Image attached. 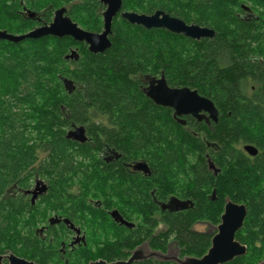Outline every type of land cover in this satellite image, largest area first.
<instances>
[{
	"label": "trees",
	"instance_id": "16d2710c",
	"mask_svg": "<svg viewBox=\"0 0 264 264\" xmlns=\"http://www.w3.org/2000/svg\"><path fill=\"white\" fill-rule=\"evenodd\" d=\"M8 1L0 0V29L27 32L30 28L19 18L15 3ZM55 3L68 5L79 26L102 29L97 16L100 0ZM122 9L145 14L165 11L187 24L211 28L215 36L196 40L117 16L112 46L103 53H91L70 36L19 43L0 40V254L12 252L41 264H89L101 254L79 249L62 253L67 236L63 224L50 226L46 235L39 232L40 223L48 224V210L72 218L92 213L104 229L110 217L87 206L90 193L136 182L168 189L171 178L180 174L182 188L196 203L167 214L170 228L163 236L165 243L173 237L181 257L201 258L216 232L193 227L199 222L218 225L231 200L248 209L235 236L247 246V253L227 264L263 263L264 0H123ZM71 48L80 49L77 60L65 59ZM162 74L169 86L196 89L213 101L219 120L206 138L198 129L197 135L184 129L169 108L145 95V77ZM64 80L71 82V91ZM80 125L87 127L85 143L66 136ZM245 145H253L258 153L249 155ZM105 149L119 153L121 160L105 161ZM208 157L220 169L217 175L209 169ZM140 161L151 168V178L119 177L127 175L122 165ZM36 178L46 181L49 191L32 204L26 190ZM104 208L140 218L149 215L147 228L123 233L116 228L121 237L112 238L102 252L108 259L127 258L130 249L149 236L158 207L130 203ZM165 243L154 246L164 245L165 251Z\"/></svg>",
	"mask_w": 264,
	"mask_h": 264
},
{
	"label": "water",
	"instance_id": "95a60500",
	"mask_svg": "<svg viewBox=\"0 0 264 264\" xmlns=\"http://www.w3.org/2000/svg\"><path fill=\"white\" fill-rule=\"evenodd\" d=\"M106 5L104 11V31L102 33H94L81 28L70 17H64V8L56 12L54 21L45 27L33 29L24 34H12L7 30L0 29V40H7L13 43H19L26 39H39L44 36L52 35L57 37L70 36L76 41L86 42L89 45L91 52H105L112 46V42L108 35L112 32V23L114 17L120 12L121 17L126 19L129 23L151 28H165L174 33L183 34L192 39L200 40L202 38H213L215 31L208 27H203L197 24H187L184 20L171 16L165 11L157 10L152 14L137 13L134 11H122L123 0H101ZM243 8L249 11V7L243 5ZM76 52L71 53V57ZM147 85L143 88V92L155 104L174 109V116H182L191 114L198 120L206 117L203 112L208 113L209 118L214 122H218L219 111L212 100L202 96L196 89L190 87H171L168 85L165 75L159 77H145ZM66 88L70 90L71 82L64 80ZM73 89V88H72ZM184 123L185 121L180 120ZM67 138L81 143L88 141L86 129L83 125L75 126L67 132ZM245 150L248 154L254 156L258 150L253 145H245ZM137 168H147L146 162H139L136 164ZM209 167L215 170L218 174L219 169L215 164L209 160ZM47 191V184L39 179L36 186L27 192L32 194L31 201L35 204L40 195ZM212 200L216 199V190L211 194ZM174 211H183L193 207V203L187 200H180L174 198L171 200ZM248 214V209L245 204H239L231 200H227L224 212L221 215V222L217 226V232L212 237V244L207 253L201 258L186 257L181 261L182 264H227L233 261L236 257L243 256L247 253V246L238 241L235 236L236 232L240 230ZM111 215L120 219L122 218L118 210H113ZM65 223H70L69 219H63ZM49 222L51 224L61 222L58 216L51 217ZM73 227V225H72ZM137 259L134 253L127 261H118L114 263H107L106 261H95L92 264H132ZM41 264L20 257L12 252L8 254H0V264ZM261 264H264L261 263Z\"/></svg>",
	"mask_w": 264,
	"mask_h": 264
},
{
	"label": "flooded vegetation",
	"instance_id": "af4514ba",
	"mask_svg": "<svg viewBox=\"0 0 264 264\" xmlns=\"http://www.w3.org/2000/svg\"><path fill=\"white\" fill-rule=\"evenodd\" d=\"M12 2L15 3L19 18L25 21L26 27L30 28L27 32L33 29L39 28V27L49 26L54 21L56 12L61 8L65 9L63 16L70 17L69 6L65 4L56 5L55 3L56 1L54 2V0H10V3ZM100 3L102 5L101 6L102 8L99 12H97V16L100 15L101 17L102 29L99 31H95V30H87L80 26L81 28H83L84 30L94 32V33H99V34L104 31V11L106 10V5L102 3L101 0H100ZM122 11L124 10L122 9ZM117 16H121V13L119 12ZM116 17H114V19ZM111 35H112V32L108 35L110 40H111ZM52 37L63 38V37L48 35V36H44L39 39H43V38L50 39ZM80 43H83L84 46L87 47L88 51H90L89 45L86 42H80ZM74 51L76 53L74 54L73 57H71L70 55ZM79 53H80L79 48H71L66 53L65 59L77 60L79 58ZM91 53H94V52H91ZM98 53H103V52H98ZM98 53H94V54H98ZM146 85L147 83L145 81V85H143L142 88H144ZM167 108L170 109L172 118L177 124L181 125L184 129L188 130L189 132H192L195 135H197L195 130L198 129L200 131L199 133L201 134L202 138H206V132L208 130L212 131L214 129V123H217V122H214L211 118H209L208 113H205V112H203V114H205L206 117L202 120H198L197 118L193 117L191 114L175 117L174 109L170 107H167ZM99 120L100 119H96L95 121L99 122ZM180 120L185 121V122L182 123L180 122ZM102 121L106 122V119H103ZM84 127L86 129V135L88 137L87 127L86 126ZM88 140H89V137H88ZM102 154H103L104 160L107 162L117 163L121 160V155L111 149L103 150ZM209 160L210 158L208 157V164H209ZM136 164L137 163L122 165V168L127 171V175L125 176L121 175L119 177L122 178V180L125 177L128 179L132 177V178H135L137 181L138 180L147 181L149 178H151L152 171L148 164H147L148 165L147 168H137ZM216 168L219 169L217 166ZM209 169L213 170L215 174L214 169H211L210 167ZM179 175L178 177L171 178L172 182H171V185L168 187V189H164L161 187H155V186H148L147 183L145 184L144 182H141V183L136 182L134 185L131 184L129 186L119 184V187L114 186L112 189H109L108 187L100 188L97 192H98V195L102 196V199H95V200L87 199L86 202L88 204L87 206H90L92 211L93 209H97L98 211L103 212L104 210V212L107 214L106 218L110 217V220L107 221L109 225L104 229H102V225L100 222L97 223L94 229H93L94 225L92 221L87 223V225L84 224L85 220L83 222H80L77 219H80L81 215L74 216L72 218L66 215L65 216L59 215L54 212V215L51 217L58 216L61 218V222L51 224L49 222L51 217H49L48 225L42 226L39 229V232L41 234L46 235V232L48 231L50 226L53 227L55 225L63 224L65 227V232L67 233V236L65 237V240H63L61 243L62 253L65 255L67 252H71V251L79 249V250H82V252L86 254H89L88 252H94L96 254H101L97 259L90 260L89 264H92L95 261H101V260L106 261L107 263L127 261L134 253H136L137 259L132 264H134L135 262H146V261H153L157 263L169 262V264H182L181 261L185 259L187 256L185 257L180 256L178 246H174L175 241L173 240V237H170L166 241V243H165L166 237H163L166 233L169 232V228H170L169 224L166 222L167 214L180 212V211H174L171 209L172 207L171 200L174 198H177L180 200L191 201L193 205L196 203V199L192 197L191 195H188L186 192L187 190L182 188V183H179L180 182L179 180H182L183 176L181 175V179H179L180 178ZM39 179L40 178H36L34 180L35 186H36V182ZM44 182L46 183V181ZM46 184H47V191L43 194H46L49 191V184L48 183ZM28 190H32V187ZM28 190H26V194L29 195L31 199L32 194L27 192ZM211 194L209 195L210 199H212ZM104 197L107 199L105 200ZM130 203L147 204V205L152 204L158 207V210H156L155 212L156 214L152 216V218H155V219L153 220V226L150 230V234L146 238L141 239L140 240L141 243L138 241L139 243L135 246V248L130 249V253L127 256V258L114 257V259H108L104 255H102V252L105 251V250L103 251V249L107 247L108 245L106 241L107 237H110L111 239L112 238L115 239L116 237H121L119 234L123 233L125 229H127L128 231H131V230L139 231L142 229V227L147 228L148 223L145 222V219L147 218L145 216H149V215H142V217L140 218L138 215L123 214L117 208H111V209L104 208L106 204H130ZM113 210H118V212L121 214L125 222L121 221L120 219L114 218L111 215V212ZM93 215L94 214L91 213L89 217ZM66 218L70 220V223L67 224L64 222L63 219H66ZM94 218L96 220V216H94ZM116 228L117 229L119 228L118 230L122 232L117 234ZM90 234L104 236L103 240L99 239L97 241V239H95L96 243L94 247L96 248L93 250H91L93 248L91 246L93 245H92ZM155 239H157V241H155ZM158 242H160L161 244L165 243L167 246V249L165 251L163 250L164 245L161 246V248H156L154 244Z\"/></svg>",
	"mask_w": 264,
	"mask_h": 264
},
{
	"label": "rangeland",
	"instance_id": "374dc122",
	"mask_svg": "<svg viewBox=\"0 0 264 264\" xmlns=\"http://www.w3.org/2000/svg\"><path fill=\"white\" fill-rule=\"evenodd\" d=\"M56 1H61V0H56ZM8 4H11L10 3V1H8L7 2ZM176 181V180H175ZM180 182L179 183H183L184 182V177H183V179L182 180H179ZM34 186H35V183L33 182L32 183V189L34 188ZM87 199H102V196H100V195H93L92 193H90L88 196H87ZM114 207V206H113ZM81 213V212H80ZM48 215H47V221H48V219H49V217H51V216H53L54 215V211H49L48 210V213H47ZM82 214V213H81ZM91 213H85L84 215H81V219H80V222H83L84 220H85V222H84V224L85 225H87V223H89L90 221H92L93 222V228H95V226L97 225V221L95 220V218H94V215L93 216H91V217H89V215H90ZM83 217V218H82ZM46 225H48L46 222L44 223V222H42V223H40L39 224V227L38 228H41L42 226H46ZM217 226L218 225H211V224H209V223H205V222H199V223H197L193 228L195 229V230H197V231H200V232H217L218 230H217ZM95 233V232H94ZM44 235V234H43ZM91 235V234H90ZM95 239H97V241L100 239V240H103L104 239V236H98V235H91V240H92V245L93 246H91V247H93L91 250H93V249H95L96 247H94L95 246ZM109 240H110V242H113L112 240L113 239H111L110 237H107L106 238V241H107V243H109ZM89 254L88 255H94V256H97V254L96 253H94V252H88ZM8 254V253H7Z\"/></svg>",
	"mask_w": 264,
	"mask_h": 264
}]
</instances>
